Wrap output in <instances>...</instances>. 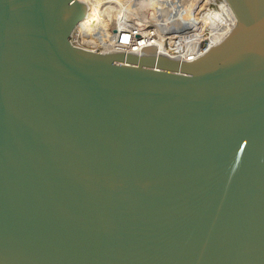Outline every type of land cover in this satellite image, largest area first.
Here are the masks:
<instances>
[{"label":"water","instance_id":"1","mask_svg":"<svg viewBox=\"0 0 264 264\" xmlns=\"http://www.w3.org/2000/svg\"><path fill=\"white\" fill-rule=\"evenodd\" d=\"M188 61L78 46L84 0H0V264H264V0Z\"/></svg>","mask_w":264,"mask_h":264},{"label":"bare ground","instance_id":"2","mask_svg":"<svg viewBox=\"0 0 264 264\" xmlns=\"http://www.w3.org/2000/svg\"><path fill=\"white\" fill-rule=\"evenodd\" d=\"M84 1L88 3L89 11L87 13V16L80 23V28H82V34L84 35V38H94L91 41L86 39L87 42L96 46L101 45L107 48H112L117 45L115 40L118 35L113 34L110 30L112 16L114 15V11L116 9H120V11L116 13L117 18L119 20V24H122V21L141 23L145 20H159V17L155 11L157 6L161 7L162 4L166 3V8L172 9L176 4V0H93L92 2H89L91 0ZM179 3L181 4V0L179 1ZM186 3L187 4L185 7L181 4L185 8V11L180 10L178 13L180 22L177 23L176 21H171L169 20V18H167L164 24H162V27L165 31H169L172 29L174 30V32H172L173 34L180 36L179 38L177 37L176 39H174L173 43L170 42L172 41V37L169 36L168 39L170 40L168 41V44L170 45V47H174L175 50H178V52H180V54H182L183 56L188 57L191 56L192 53H188L187 49L191 48L193 49L192 51L198 50V47L201 46L200 44L202 43V40L205 37L203 36V32L206 29H210L211 34L209 40L210 43H213L219 40L222 36L227 33V31L232 25V22L228 19V16L231 17L229 11L230 8L225 9L224 11H220L213 8L209 10L206 7L199 6V9H196L198 5L196 6V4H194L193 2H189V0L186 1ZM137 4L143 12L144 19L138 16L139 12L138 9H136ZM103 10L107 12L106 14L109 21L106 19ZM192 26H195V29H193V31L191 32L190 27ZM182 30H184V32H182ZM192 33L194 35H191ZM96 35H99L100 41L97 40ZM142 40V38L140 39L139 37H136V39L134 40L136 42L124 44L127 43L126 39H124L123 43L118 45L127 49L134 50L140 48L141 46H144L145 41ZM181 40H185L186 43L185 41H183L182 43L177 44ZM140 44L143 45L140 46ZM165 44L166 38H163V40L158 43V47L161 50H165ZM185 46H188L189 48H186Z\"/></svg>","mask_w":264,"mask_h":264},{"label":"built area","instance_id":"3","mask_svg":"<svg viewBox=\"0 0 264 264\" xmlns=\"http://www.w3.org/2000/svg\"><path fill=\"white\" fill-rule=\"evenodd\" d=\"M179 1L180 0L175 1L176 4L172 9L166 8V6H167L166 3L162 4L161 7L157 6L155 11L159 17L158 21L145 20L141 23L131 22V21H126V22L122 21V24H119V20L116 17L115 18L116 19V22H115L116 26L115 27L112 26V24H111L112 21L110 23L111 32L113 34L118 35V37L115 40L117 45H115L112 48L103 47L101 45L96 46V45H93L89 42L88 43L91 46H95V47H87L86 43H84L82 41V38H80L81 36L84 37V35L82 34V31H81L82 28H80V26L74 32L73 36L71 37V41L75 45L82 46V47L89 48V49H93V50H100V51L121 50V51H125V52H134V53H141L142 48L145 46L156 45L157 50L160 52H164V53H167V54H170L173 56H178V57L183 58V59L188 60V61H192V60L197 59L201 55H203L210 46H212L213 44H215V43L219 42L221 39H223L231 31V29L235 26L236 20H235L234 14L232 13L231 9H229L227 4L223 0H206V1L205 0H191L190 2H193L194 4H196V6L198 5L196 9H199V6L206 7L209 10H211L212 8L220 10V11H222V10L224 11L225 9H229L231 17L228 16V19H229V21L232 22V25L224 36H222L219 40H217L213 43H210V40H209V37L211 34L210 29H206L203 32V34H204L203 36H205V37L202 40V43L200 44L201 46L198 47V50L192 51L193 49H191V48L187 49L188 53H192L191 56H188V57L183 56L182 54H180V52H178V50H175L174 47H170V45L168 44V41L170 40V39H168L169 36L172 37V39H171L172 41H170L172 43L174 42L173 41L174 39H176L177 37L179 38L180 36L173 34L172 32H174V30L171 29L169 31H165L162 27V24H164V22L166 21L167 18H169V20H171V21H176L177 23L180 22V19L178 17V13L180 10L185 11L184 7L187 4L186 3L187 0H181V4L184 7L179 3ZM136 9H138V12H139L138 16L144 19L143 12H142V10L138 4H137ZM198 11H200V10H198ZM107 20L109 21V19H107ZM193 29H195V26L190 27L191 32L193 31ZM79 31H80V33H79ZM182 32H184V30H182ZM191 35H194V34L192 33ZM136 37H139L140 39L142 38L143 39L142 41H145L144 46H141L143 44H140V46H141L140 48L131 50V49H127L125 47L118 45V44L123 43L124 39H126V42H127L124 44L136 42V41H134L136 39ZM163 38H166V44H165L166 49L165 50H161L158 47V43L161 42L163 40ZM183 41H185V40H181L177 44H180ZM185 43H186V41H185ZM185 47L189 48L188 46H185ZM198 51H199V53H198Z\"/></svg>","mask_w":264,"mask_h":264},{"label":"rangeland","instance_id":"4","mask_svg":"<svg viewBox=\"0 0 264 264\" xmlns=\"http://www.w3.org/2000/svg\"><path fill=\"white\" fill-rule=\"evenodd\" d=\"M93 0H91V1H89V2H92ZM188 1V0H187ZM191 0H189V2H190ZM104 11V10H103ZM120 11V9H116L115 11H114V15L112 16V26L113 27H115L116 25H115V22H116V17H117V15H116V13H118ZM107 12L106 11H104V15H105V17H106V19H108V17H107V14H106ZM79 33H80V31H79ZM97 36V40H99L100 41V37H99V35H96ZM80 38H82V41L83 40H86L87 38L85 37H80ZM94 38L93 37H91V38H89V39H87V40H89V41H91V40H93ZM87 40L86 41H83L84 43H86V46L87 47H95V46H91L88 42H87Z\"/></svg>","mask_w":264,"mask_h":264}]
</instances>
